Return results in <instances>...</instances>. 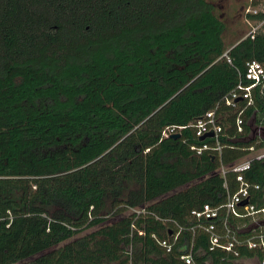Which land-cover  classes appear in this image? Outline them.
Listing matches in <instances>:
<instances>
[{"label": "trees", "instance_id": "1", "mask_svg": "<svg viewBox=\"0 0 264 264\" xmlns=\"http://www.w3.org/2000/svg\"><path fill=\"white\" fill-rule=\"evenodd\" d=\"M250 6L260 26L228 45L208 0H0V264L235 259L209 251L198 225L212 221L191 211L221 207L237 186L221 166L264 149L251 137L264 129V84L248 107L223 103L248 62L264 67V0ZM208 111L221 131L201 141L191 125ZM170 126L177 139L161 136ZM203 145L223 149L192 150ZM243 177L264 205V159Z\"/></svg>", "mask_w": 264, "mask_h": 264}, {"label": "built area", "instance_id": "2", "mask_svg": "<svg viewBox=\"0 0 264 264\" xmlns=\"http://www.w3.org/2000/svg\"><path fill=\"white\" fill-rule=\"evenodd\" d=\"M246 13H256V11L250 12V10L247 9ZM257 28L258 27L252 28V31L249 32L248 35H252ZM222 57L227 58V53H224ZM227 62L230 61L227 59ZM244 80H246V82L240 80L236 87L224 97L223 103L226 108H235V102L237 101L245 102V107L252 104L253 90L264 84V67L257 61L248 62L246 64ZM242 112L243 109L238 112L235 118V126L238 131L241 130L243 125L241 117ZM191 126L195 128V134L199 138L208 133L213 134L211 138H216L221 131L220 126L216 124L214 111H208ZM181 129L182 127L176 126L165 127L161 132V136L164 138L170 137L178 133ZM220 149L222 151L223 148L219 145L216 147L203 145L200 148H192L197 155L204 151H208L211 152L213 157L219 155ZM248 151L253 152L254 147L248 148ZM262 159H264V149L229 167L221 166V176L224 177L226 173H233L235 175L234 180L237 184L236 190L233 193L227 192V199L219 208L203 205L200 210L191 211V215L196 218L212 221V223L205 226L198 225L201 230L209 235V251L220 248L222 251L232 254L235 259H238L240 255L237 248L239 247L258 250L261 255L259 264H264V205L261 206L258 205V203L251 202L252 192L258 191L259 186L249 184L243 177V173L250 169L253 160ZM224 187L226 188V181ZM220 209L224 212L223 216H221V234L217 231V224L213 223L214 220L218 218ZM134 213L140 215L144 214V211L134 210ZM230 219H232L233 224L230 223ZM181 230L182 228L179 227L174 238L177 237ZM240 231H243L245 234L242 238L237 236V232ZM137 234L141 236L143 235V231L138 230ZM159 245L164 248L166 252H170L171 244L168 241H159ZM182 259L186 264H193L191 255L183 256Z\"/></svg>", "mask_w": 264, "mask_h": 264}, {"label": "rangeland", "instance_id": "3", "mask_svg": "<svg viewBox=\"0 0 264 264\" xmlns=\"http://www.w3.org/2000/svg\"><path fill=\"white\" fill-rule=\"evenodd\" d=\"M218 10L219 15L223 17L226 24L224 40L228 45L248 35L252 28L259 27L257 23L252 22L246 16L247 9L257 10L250 6L251 0H208ZM244 6V7H243ZM245 35V36H244ZM257 135L259 131L255 132Z\"/></svg>", "mask_w": 264, "mask_h": 264}, {"label": "crops", "instance_id": "4", "mask_svg": "<svg viewBox=\"0 0 264 264\" xmlns=\"http://www.w3.org/2000/svg\"><path fill=\"white\" fill-rule=\"evenodd\" d=\"M252 1V0H251ZM250 1V2H251ZM244 7V6H243ZM256 11V10H255ZM249 34V33H248ZM245 36V35H244ZM247 36V35H246ZM243 38V37H242ZM241 38V39H242ZM243 232V231H241ZM230 264H259V259L257 257H252V258H238L234 259Z\"/></svg>", "mask_w": 264, "mask_h": 264}, {"label": "water", "instance_id": "5", "mask_svg": "<svg viewBox=\"0 0 264 264\" xmlns=\"http://www.w3.org/2000/svg\"><path fill=\"white\" fill-rule=\"evenodd\" d=\"M259 130H260V132H259L258 135H259V136L261 137V139L264 141V129L261 128V129H259ZM211 136H213V134H212V133H208V134H206V135L200 137V140L202 141V140H204L206 137H211ZM178 137H179V133H176V134H173V135L170 136L171 139H177Z\"/></svg>", "mask_w": 264, "mask_h": 264}, {"label": "flooded vegetation", "instance_id": "6", "mask_svg": "<svg viewBox=\"0 0 264 264\" xmlns=\"http://www.w3.org/2000/svg\"><path fill=\"white\" fill-rule=\"evenodd\" d=\"M260 129H261V128H260ZM257 130L260 132L259 129H255V130H253V133H252V135H251L252 139H254L255 136L257 135V134L255 133Z\"/></svg>", "mask_w": 264, "mask_h": 264}]
</instances>
